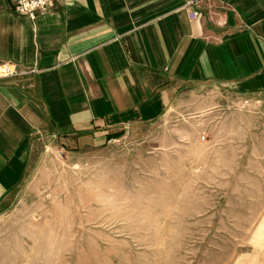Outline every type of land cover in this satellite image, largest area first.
I'll list each match as a JSON object with an SVG mask.
<instances>
[{
	"label": "rangeland",
	"instance_id": "rangeland-1",
	"mask_svg": "<svg viewBox=\"0 0 264 264\" xmlns=\"http://www.w3.org/2000/svg\"><path fill=\"white\" fill-rule=\"evenodd\" d=\"M111 133L36 140L0 213V264H264L256 99L187 92Z\"/></svg>",
	"mask_w": 264,
	"mask_h": 264
},
{
	"label": "crops",
	"instance_id": "crops-1",
	"mask_svg": "<svg viewBox=\"0 0 264 264\" xmlns=\"http://www.w3.org/2000/svg\"><path fill=\"white\" fill-rule=\"evenodd\" d=\"M0 213L36 140L85 145L156 120L187 92L264 108V0H55L35 19L0 0Z\"/></svg>",
	"mask_w": 264,
	"mask_h": 264
},
{
	"label": "built area",
	"instance_id": "built-area-1",
	"mask_svg": "<svg viewBox=\"0 0 264 264\" xmlns=\"http://www.w3.org/2000/svg\"><path fill=\"white\" fill-rule=\"evenodd\" d=\"M55 0H11L16 13L35 19L38 15L46 13ZM34 69L20 68L11 62L0 63V77L15 76L25 74ZM248 100L243 99L242 105H247Z\"/></svg>",
	"mask_w": 264,
	"mask_h": 264
}]
</instances>
